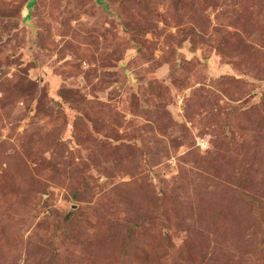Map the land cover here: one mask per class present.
Instances as JSON below:
<instances>
[{
  "label": "rangeland",
  "instance_id": "1",
  "mask_svg": "<svg viewBox=\"0 0 264 264\" xmlns=\"http://www.w3.org/2000/svg\"><path fill=\"white\" fill-rule=\"evenodd\" d=\"M0 264H264V0H0Z\"/></svg>",
  "mask_w": 264,
  "mask_h": 264
}]
</instances>
